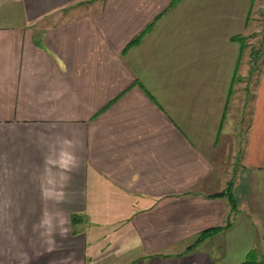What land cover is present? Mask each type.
Wrapping results in <instances>:
<instances>
[{"label":"crops","instance_id":"0c3cea01","mask_svg":"<svg viewBox=\"0 0 264 264\" xmlns=\"http://www.w3.org/2000/svg\"><path fill=\"white\" fill-rule=\"evenodd\" d=\"M263 2L0 0V210L62 195L65 264H264ZM37 248L0 233V264Z\"/></svg>","mask_w":264,"mask_h":264},{"label":"rangeland","instance_id":"374dc122","mask_svg":"<svg viewBox=\"0 0 264 264\" xmlns=\"http://www.w3.org/2000/svg\"><path fill=\"white\" fill-rule=\"evenodd\" d=\"M261 5L263 8L261 13H264V2ZM259 6L260 4H258L256 8ZM254 7L255 6H253V8ZM253 27L254 31L248 34L247 42L253 43L256 47V45L262 41L261 49H258V51L255 49L258 54V62H260L264 58V14L255 18ZM252 88L253 86L250 85V92L247 96L246 106L248 105V100L251 97L250 93ZM238 97L240 100L237 102L239 107L232 108V116L237 123L235 126V133L244 131L248 124L249 117V109L248 111H244V113L241 112L243 107L240 108V106H242L241 103L244 101L243 93L241 92ZM240 120L242 122L240 123L241 127L239 125ZM61 197L62 195L56 194L54 198L51 196L49 199H46L45 195L39 194V203H37L39 208H23L18 210L7 208L5 210H0V233H4L8 236L22 235L23 237H32L35 248L38 247L39 262H41V258L43 256H51L49 259L44 261V263L39 264H65L66 258H57L56 253H54L60 249V246L58 247V245L62 244L59 240H62L65 235L71 233L73 229L68 221L69 214L72 211L61 207ZM24 198H26V196H24ZM23 200L24 206H29L32 203L31 199ZM53 201L54 203L51 204ZM9 205L10 204L8 203V206ZM33 205H35V203H33ZM50 205L52 207H50ZM105 212L107 213L108 211ZM79 229L84 232L86 227H75L77 232ZM101 229L106 230L103 232L111 233V227H102ZM23 244H25V242ZM23 255L26 254L23 253ZM24 258L25 261L28 259L26 256ZM246 261L253 262V259H246Z\"/></svg>","mask_w":264,"mask_h":264},{"label":"trees","instance_id":"16d2710c","mask_svg":"<svg viewBox=\"0 0 264 264\" xmlns=\"http://www.w3.org/2000/svg\"><path fill=\"white\" fill-rule=\"evenodd\" d=\"M138 38L133 40L130 45L136 43ZM239 40L240 41H244L243 38H239ZM250 56H251L252 61H253L252 65H251V69H252V68H254L253 64L255 63L256 58L258 56L257 55V51L252 50ZM213 197L214 198H220V199L221 198H225L228 201L229 206H230V212H229V214L226 217V223H225V227H228L230 225V221H231L232 215L237 211L236 205H234V201L232 199V184L227 185V187H226V189L224 191L214 195ZM83 221H84V217L82 215H78V214H71L70 215V226H71V228H73L72 231H71V234L78 233L75 230V227L80 225ZM218 231H219V229H212V230L205 231L204 233L200 234L196 238V241H195L194 245H197V244L201 243L208 236L213 235V234L217 233Z\"/></svg>","mask_w":264,"mask_h":264}]
</instances>
